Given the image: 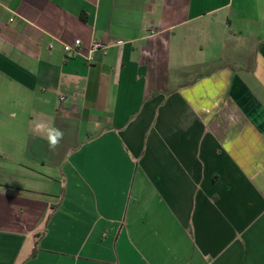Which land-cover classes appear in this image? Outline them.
Returning a JSON list of instances; mask_svg holds the SVG:
<instances>
[{
    "label": "crops",
    "instance_id": "1",
    "mask_svg": "<svg viewBox=\"0 0 264 264\" xmlns=\"http://www.w3.org/2000/svg\"><path fill=\"white\" fill-rule=\"evenodd\" d=\"M0 264H264V0H0Z\"/></svg>",
    "mask_w": 264,
    "mask_h": 264
},
{
    "label": "clouds",
    "instance_id": "2",
    "mask_svg": "<svg viewBox=\"0 0 264 264\" xmlns=\"http://www.w3.org/2000/svg\"><path fill=\"white\" fill-rule=\"evenodd\" d=\"M34 130L37 134L47 141L50 151H54L60 146L61 141L64 139V131L54 125H48L46 122L35 123Z\"/></svg>",
    "mask_w": 264,
    "mask_h": 264
},
{
    "label": "built area",
    "instance_id": "3",
    "mask_svg": "<svg viewBox=\"0 0 264 264\" xmlns=\"http://www.w3.org/2000/svg\"><path fill=\"white\" fill-rule=\"evenodd\" d=\"M10 20L12 21V18ZM115 43L120 44L121 42L117 41ZM110 44L111 43H105L103 41L94 40L90 43L89 52L93 53V52L99 51L105 54ZM80 47H81V40L75 39L73 44H65L63 46V50L65 54L74 55L80 51Z\"/></svg>",
    "mask_w": 264,
    "mask_h": 264
},
{
    "label": "trees",
    "instance_id": "4",
    "mask_svg": "<svg viewBox=\"0 0 264 264\" xmlns=\"http://www.w3.org/2000/svg\"><path fill=\"white\" fill-rule=\"evenodd\" d=\"M36 254V249L32 252L31 256H34Z\"/></svg>",
    "mask_w": 264,
    "mask_h": 264
}]
</instances>
